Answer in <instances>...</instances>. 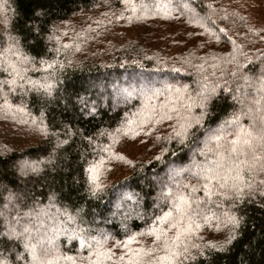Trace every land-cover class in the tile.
<instances>
[{
    "label": "trees",
    "instance_id": "obj_1",
    "mask_svg": "<svg viewBox=\"0 0 264 264\" xmlns=\"http://www.w3.org/2000/svg\"><path fill=\"white\" fill-rule=\"evenodd\" d=\"M188 2L191 11L169 7L170 14L156 7L167 0H133L135 11L128 0H7L0 4V33L6 39L10 28L23 38L25 52L37 57L35 67L28 66L22 85L19 80L14 86L4 83L14 77L0 73V231L6 227L7 218L13 222L17 216L25 219L24 212L29 210L40 213L38 219L52 232L59 229L70 235L75 228L91 225L110 234L106 247L116 253L110 264H120L117 257L124 249L113 246L123 240L121 224L126 222L133 231H142L144 222L136 213L154 211V177L164 176L172 164H187L200 146L165 142L174 124L170 120L155 126L146 123L143 132L135 129L139 135L121 133L117 137L115 129L125 114L136 113L144 103L143 94L151 90L159 89L157 99H166L165 85H187L186 93L194 95L201 77L206 76L210 86L219 85L216 95L210 97L211 114L204 118L205 127H215L232 105L223 88L239 85L243 91L242 75L257 76L264 68V8L262 13L258 8L251 12L246 0ZM171 3L179 4L177 0ZM196 18H200L199 23L193 22ZM33 28L44 38L35 36ZM48 36L58 39L49 41ZM42 55L57 61V90L46 102L27 91L26 82L39 80L47 71L38 62ZM9 60L15 62L14 57ZM21 86L26 90L23 105L28 111L14 119L6 110L5 101L19 105ZM10 87L16 90L9 91ZM191 111L198 115L201 109L195 106ZM33 118H43L49 132L37 130L31 123ZM85 137H92L94 144L101 145L114 141L113 151L133 161L128 164L113 157L101 177L103 190L95 195H89L85 185L86 161L81 156L93 158ZM64 140L66 144L59 143ZM162 148L167 151L161 153ZM158 155L160 159L155 158ZM197 159L202 157L197 154ZM25 161L39 162L40 171L25 174ZM9 193L16 194L14 202L8 201ZM49 193H55L56 200L53 206L45 207L49 205ZM126 193H135L136 200L129 199ZM245 193L246 199L238 210L232 208L227 197L222 198L223 208L219 202L210 205L221 220L209 217V223L194 233L195 244L214 243L219 248L229 237L230 228L225 226L222 212L232 209L243 217L232 243L214 251L208 264H264V192L245 189ZM198 195H204L202 189ZM77 209L82 211L74 224L63 213L75 215ZM141 242L151 246L152 237H141ZM2 243L15 264V252L23 254V247H16L7 239ZM56 243L77 264L87 257L77 239L57 234ZM10 246L15 252L8 251ZM185 264L206 261L198 258Z\"/></svg>",
    "mask_w": 264,
    "mask_h": 264
},
{
    "label": "snow or ice",
    "instance_id": "obj_2",
    "mask_svg": "<svg viewBox=\"0 0 264 264\" xmlns=\"http://www.w3.org/2000/svg\"><path fill=\"white\" fill-rule=\"evenodd\" d=\"M6 2L7 0H0V4ZM128 2L135 11L137 5L133 0ZM177 6L191 11L188 0H179L178 5H172L171 0L156 5L158 9H164L165 14H170L167 11L169 7ZM193 22L199 23L200 18L194 19ZM5 23H8L7 19ZM33 31L35 36L44 38L37 28H33ZM6 32V39L5 35L0 33V73L11 74L14 77L5 80L4 83L14 86L19 80L22 85L28 66L34 68L37 57L25 52L22 45L23 38L19 34H13L10 28ZM47 39L51 41L58 38L48 36ZM9 57H14L15 62L9 60ZM38 62L47 71L39 80L28 79L27 91L34 92L37 99H44L46 102L53 98L57 90L58 78L55 71L57 61L55 59L49 61L42 55ZM4 65L8 67L3 68ZM235 74L234 72L233 75ZM241 79L244 81L243 91L239 85L234 89L223 88V91L229 93L226 99H230L232 105L215 127H205L204 118L211 114L210 97L216 95L219 85L210 86L207 77L202 76L198 82L199 90L194 95L186 93L187 85L182 87L165 85L164 90L168 93V97L162 101L157 99L161 94L159 89L144 93L143 105L131 116L125 114V119L115 129L114 134L117 137L121 133L125 136L139 135L135 129L143 132V125L146 123L155 126L163 120H170L174 121V124L165 142L178 144L192 142L200 145L187 164L183 166L172 164L164 176L154 177L153 183L157 189L155 203L152 205L154 211L136 213L144 222L143 230L133 231L126 222L121 224L123 240H117L113 246L124 249L117 257L120 264H185L186 261H196L198 258H203L208 264L214 251L227 248L232 243L233 234H238L243 217L229 209L228 212H222L227 221L225 226L230 225L229 237L225 238L219 248L214 243L200 245L193 242L194 233L202 224L209 223V217L217 221L221 220V215L214 213L210 205L219 202L223 208L222 198L227 197L231 201L232 208L238 210L239 204L246 199L245 189L253 193L258 190L264 192V179H257V177L264 178V68L257 76L245 73ZM15 90V87L9 88V91ZM25 91L21 86L19 105H9L8 101H5L6 110L14 119L17 114L23 116L28 111L23 105ZM153 100H156L155 104L152 103ZM195 106L201 109L198 115L191 111ZM13 108L15 111H12ZM40 111H43V107ZM31 123L40 132L45 134L49 132V126L43 118H33ZM198 132L201 134L197 135ZM66 135L70 136V133ZM85 139L88 140L89 151L93 154L91 160H87L83 154L81 156V159L86 161L85 185L89 195H95L103 190L101 177L109 167L110 160L113 157L121 160L126 158L113 151L114 141L101 145L94 144L92 137ZM159 139L160 137H157V140ZM59 143L66 144L67 141H59ZM166 151L167 148L161 149V153ZM197 154L202 159H197ZM155 158L160 159L161 156ZM126 162L133 163L132 160ZM23 167L26 169L25 174L40 171L39 162L25 161ZM201 189L204 192L203 196L198 195ZM125 195L131 200H136L135 193ZM15 196V193H9L8 201L14 202ZM55 200L56 194L49 193V205L45 207L53 206ZM14 206L19 207V205ZM37 207L40 205L37 204ZM81 211L77 209L75 215L65 211L63 215L75 224L80 218ZM39 215L40 213L29 210L24 212L25 219L20 216H17L14 222L11 218L6 219V227L0 231V257H2L0 264H13L3 247L2 241L5 239L14 243L16 247L22 246L24 249V253L21 254L15 252L13 247H9V252H15V264H62L67 261L77 264L74 257L66 256L60 251L56 243L57 234L79 240L80 248L88 253L79 264H110L116 256L112 248L106 247L110 239L109 233L93 229L91 225L75 228L70 235L59 229L52 232L43 221L38 219ZM33 217L37 219L33 221ZM81 224L86 222L81 221ZM93 231L96 235L91 234ZM145 236L152 237L151 246H145L141 242V237ZM193 251L196 255H192Z\"/></svg>",
    "mask_w": 264,
    "mask_h": 264
},
{
    "label": "rangeland",
    "instance_id": "obj_3",
    "mask_svg": "<svg viewBox=\"0 0 264 264\" xmlns=\"http://www.w3.org/2000/svg\"><path fill=\"white\" fill-rule=\"evenodd\" d=\"M247 1V3L249 2L250 3V6H251V12H252V10H257V8H258V10H259V13H262V11H263V8H264V0H246ZM177 2L179 3V0H177ZM262 9V11H260ZM260 15L261 14H259V17H260ZM99 85H101V84H99ZM102 85L99 87V88H101L102 89ZM104 89V88H103ZM115 95V94H114ZM113 101L116 103L117 102V100L114 98L113 99ZM14 205V204H13ZM13 205H12V207H13ZM7 207V206H6ZM9 207H11V204H9L8 205V207H7V209L10 211V209H9ZM6 209V210H7Z\"/></svg>",
    "mask_w": 264,
    "mask_h": 264
}]
</instances>
